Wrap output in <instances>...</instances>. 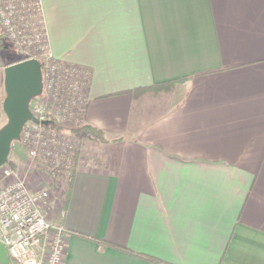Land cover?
<instances>
[{
	"label": "crops",
	"instance_id": "1",
	"mask_svg": "<svg viewBox=\"0 0 264 264\" xmlns=\"http://www.w3.org/2000/svg\"><path fill=\"white\" fill-rule=\"evenodd\" d=\"M39 4L52 56L87 72L85 122L111 140L61 195L62 264H264V0ZM168 82L180 98L146 104Z\"/></svg>",
	"mask_w": 264,
	"mask_h": 264
},
{
	"label": "built area",
	"instance_id": "2",
	"mask_svg": "<svg viewBox=\"0 0 264 264\" xmlns=\"http://www.w3.org/2000/svg\"><path fill=\"white\" fill-rule=\"evenodd\" d=\"M9 2L0 0V24L4 32L18 46H33L30 43L39 41L37 33L24 32L29 31L28 25L22 16L13 15L15 4ZM38 8L41 11L40 4ZM37 47L40 54L46 56L40 62L43 82L40 95H46V102L50 104V100L53 101L55 105L50 108V112L55 117L58 107L69 101L66 95L55 89L56 85L63 76L70 79L78 75L81 67L64 62L59 66L55 62L59 60L52 56L47 42L37 44ZM70 87L75 93L73 84ZM56 99H62V102L56 103ZM45 105L42 100L36 101L34 106L30 105L39 122L26 121L19 139L27 144L31 156L41 158L37 167L32 160H26L29 169L25 173L17 162L13 166L6 161L0 166V241L12 264H62L65 255L67 230L55 218L63 214L61 195L72 174V161L68 163L63 158L61 161V157L56 158L55 139L50 135L53 131L50 132L48 128L51 127H45L40 122H51ZM38 173H43V176ZM63 181L66 183L63 184Z\"/></svg>",
	"mask_w": 264,
	"mask_h": 264
},
{
	"label": "rangeland",
	"instance_id": "3",
	"mask_svg": "<svg viewBox=\"0 0 264 264\" xmlns=\"http://www.w3.org/2000/svg\"><path fill=\"white\" fill-rule=\"evenodd\" d=\"M10 1L9 3L15 4L14 6V16H22L25 22L28 25L29 31H24L25 33L35 32L37 33V37L39 41H35L30 43L29 47H21L18 46L16 43L12 42L10 38L4 32V28L0 24V37L1 41L3 42V47H0V56L4 64L14 60H21L25 58H37L42 63V58L45 59V55L42 56L40 51L37 47V44H44L45 42V29L43 26L42 21V12L38 8L39 0H7ZM36 37V35H35ZM46 51V50H45ZM51 59V58H50ZM18 60V61H19ZM16 62V61H15ZM55 62L60 66L62 62L58 63L59 61ZM5 66V65H4ZM42 69V68H41ZM78 75H74L66 78L63 76L60 79L61 81L58 82L55 89L66 95L68 97V102L60 107L59 110L56 112L55 117L53 116V112H50V108H52L55 104L53 101L50 100L46 102V95L41 94L39 97H36L33 101H31L30 105H35L36 101L42 100L45 103L46 111L50 116L51 124L53 128L49 131L52 132L50 135L55 139V146L58 152L56 158L61 157V161L67 160L68 163L71 162V169H75L76 161L80 158V156L88 157L89 155H95L99 151V146L101 141L93 140L87 137L84 134L77 135L74 132H71V129L80 127L82 124L86 123L83 115L84 105H85V93H86V84H87V75L85 70L81 68ZM70 84H73L75 93L72 90L73 88L70 87ZM77 87H76V86ZM65 86L67 90L65 91ZM72 88V89H71ZM143 93L146 95V100L148 105L153 104L155 101H162L164 105L166 102L168 103L171 100H175L180 98L182 93L179 90V84L176 82H168L163 83L161 85L151 86L149 88L143 89ZM75 98V99H74ZM77 99V100H76ZM73 100V101H72ZM56 103L62 102V99H56ZM64 107V108H63ZM67 110V111H66ZM6 117L4 115V122ZM52 130V131H51ZM21 147V155L18 153L17 149L15 148L16 144ZM28 146L23 140H18L17 142L12 143L10 152L8 155L9 160H14L11 157H18L17 163L21 164L22 171H27L29 166L26 164V160H32V163L35 164L37 167V162L41 159L39 156L33 157L28 152ZM63 158V159H62ZM8 160V159H7ZM75 160V162H74ZM15 162V161H13ZM10 165L11 162H7ZM8 164V165H9ZM20 166V165H19ZM31 169V168H30ZM44 174L49 176L48 172L44 171ZM25 173V172H24ZM43 176V173H38V175ZM51 178V177H50ZM66 181V180H65ZM63 181L65 184L66 182Z\"/></svg>",
	"mask_w": 264,
	"mask_h": 264
},
{
	"label": "water",
	"instance_id": "4",
	"mask_svg": "<svg viewBox=\"0 0 264 264\" xmlns=\"http://www.w3.org/2000/svg\"><path fill=\"white\" fill-rule=\"evenodd\" d=\"M42 69L37 58H25L3 67L4 97L2 111L6 117L0 126V166L4 164L13 141L20 139V132L28 120L39 122L30 109V101L42 91ZM48 124L49 120L40 121ZM5 247L0 241V264H8Z\"/></svg>",
	"mask_w": 264,
	"mask_h": 264
},
{
	"label": "trees",
	"instance_id": "5",
	"mask_svg": "<svg viewBox=\"0 0 264 264\" xmlns=\"http://www.w3.org/2000/svg\"><path fill=\"white\" fill-rule=\"evenodd\" d=\"M1 35V34H0ZM0 39H1V37H0ZM4 45H3V42L0 40V47L2 48ZM19 59H17V60H14V61H11V62H8L7 64H9V63H12V62H15V61H18ZM6 65V64H5ZM158 85H160V84H158ZM36 97H34L31 101H33L34 99H35ZM31 101H30V103H31ZM45 127H51V128H53V125L49 122L48 124H43ZM71 132H74L75 134H77V135H80V134H84V135H86L87 137H89L90 139H93V140H98V141H101V142H109V141H111V140H109V139H107L105 136H104V133H103V131L101 130V129H99V128H97V127H95V126H93V125H91V124H89V123H84V124H82L80 127H77V128H74V129H71L70 130ZM113 140H120V138H115V139H113ZM14 142H17V141H13V143ZM11 162V164L14 166L15 165V163L12 161V160H9V158H8V160H7V162ZM74 162H75V160H74ZM73 171H74V168H73V170H72V173H73ZM62 176V179H64L65 177L63 176V174L61 175ZM71 176H72V174H71ZM71 176H70V178H71ZM70 178H69V180H68V183H69V181H70ZM8 264H12L11 263V261L9 260V263Z\"/></svg>",
	"mask_w": 264,
	"mask_h": 264
}]
</instances>
